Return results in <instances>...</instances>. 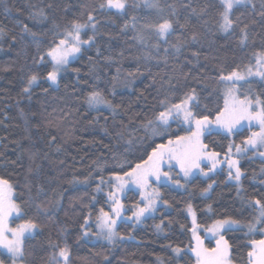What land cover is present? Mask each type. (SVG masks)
I'll return each instance as SVG.
<instances>
[{
    "label": "trees",
    "instance_id": "16d2710c",
    "mask_svg": "<svg viewBox=\"0 0 264 264\" xmlns=\"http://www.w3.org/2000/svg\"><path fill=\"white\" fill-rule=\"evenodd\" d=\"M109 1L0 0V179L14 188L21 221L38 227L24 240L25 263L197 264L191 203L201 226L244 223L224 236L232 260L252 264L253 242L264 238V159L255 150L240 157V183L229 180L225 164L210 177L181 179L183 189L162 184L154 216L142 225L120 223L124 240L94 242L84 230L90 219L96 231L100 214L109 210L113 176L194 130L182 115L189 97L199 121L226 110L225 77L252 73L264 55V0L234 7L227 32L222 0H115L126 2L124 12L108 9ZM79 23H94L84 32L93 41L54 88L47 53ZM238 89L241 98H260L264 108L263 80L247 79ZM93 96L110 107H92ZM177 108L168 130L154 135L161 115ZM253 130L210 131L206 151L234 155ZM140 203V194L130 190L126 215ZM11 260L0 250V262Z\"/></svg>",
    "mask_w": 264,
    "mask_h": 264
},
{
    "label": "rangeland",
    "instance_id": "374dc122",
    "mask_svg": "<svg viewBox=\"0 0 264 264\" xmlns=\"http://www.w3.org/2000/svg\"><path fill=\"white\" fill-rule=\"evenodd\" d=\"M225 5V27L227 32L231 29L230 15L234 7L246 4L249 0H222ZM124 12L125 1L110 0L106 6ZM167 25L161 27L162 36L168 33ZM94 30V23L76 24L66 31L59 42L51 49L47 56L53 62V71L48 80L54 88L60 84V78L67 66L77 59L83 49L89 46L93 39H86L84 32ZM264 55L258 57V67H251L252 73L236 72L225 77L227 85V96L229 103L227 108L215 119L199 121L192 111V99L189 97L184 104L186 119L185 122L191 125L194 130L188 135L175 140H170L155 150L147 162L138 165L135 169L125 175L113 176V191L108 192L109 210H103L96 223V231L90 229L91 220L88 219L85 226V236L94 242H106L114 244L118 240H124L118 233V227L122 221L133 222L142 225L143 222L154 216L161 205L162 184H169L175 188H185L181 179L191 180L195 176L201 175L210 177L222 170L223 165L229 166V180L240 183V157L249 150H255V156L264 159V108L260 98H241L238 92V85L247 79L256 78L264 81ZM263 60V61H262ZM257 63V64H258ZM247 73V74H246ZM244 80V81H242ZM39 82L38 78L33 79V84ZM236 82V84H233ZM90 105L95 108H107L109 106L105 100L99 96L90 98ZM110 107V106H109ZM185 107V108H184ZM181 109V111H182ZM180 108L170 109L161 115L160 120L152 126V133L160 135L167 131L173 122L175 114ZM254 128L252 135L243 145H239L236 154L223 156L211 152L204 144V138L210 131H220L226 134L243 128ZM236 150V149H235ZM240 150V152H239ZM230 163V165H228ZM236 163V164H235ZM9 184V183H8ZM0 179V250L11 257V264H26L23 259L24 240L34 235L38 227L31 222L21 221L23 209L16 201L15 190L10 184ZM209 187L206 192L212 189ZM130 190H136L140 194L141 203L137 205L134 212L127 216L124 198ZM7 212V214H6ZM193 226L194 246L192 252L197 259V264H236L231 257L229 244L224 236V232L231 228L244 227V223L237 220H219L210 226L198 224L197 214L190 203L187 206ZM261 219H264V208L261 212ZM255 225L254 228H257ZM207 239L214 240L216 246L210 248ZM251 256L252 264H264V238L253 242ZM0 264H3L0 262Z\"/></svg>",
    "mask_w": 264,
    "mask_h": 264
},
{
    "label": "flooded vegetation",
    "instance_id": "af4514ba",
    "mask_svg": "<svg viewBox=\"0 0 264 264\" xmlns=\"http://www.w3.org/2000/svg\"><path fill=\"white\" fill-rule=\"evenodd\" d=\"M2 214V210L0 209V215ZM6 214H7V212H6ZM4 215H2V216H0L1 218L3 217Z\"/></svg>",
    "mask_w": 264,
    "mask_h": 264
}]
</instances>
